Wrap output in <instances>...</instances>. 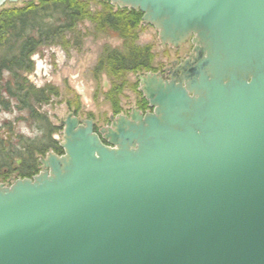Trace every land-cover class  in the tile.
Returning <instances> with one entry per match:
<instances>
[{"label":"water","instance_id":"1","mask_svg":"<svg viewBox=\"0 0 264 264\" xmlns=\"http://www.w3.org/2000/svg\"><path fill=\"white\" fill-rule=\"evenodd\" d=\"M106 1L192 54L138 76L152 113L69 114L63 155L0 185V264H264V0Z\"/></svg>","mask_w":264,"mask_h":264},{"label":"trees","instance_id":"2","mask_svg":"<svg viewBox=\"0 0 264 264\" xmlns=\"http://www.w3.org/2000/svg\"><path fill=\"white\" fill-rule=\"evenodd\" d=\"M92 1V0H91ZM90 0H38L22 3L21 8L0 10V80H8L0 94L15 103L18 111L26 112L31 124L42 134L38 141H30L24 151H0V181L16 175L20 179H31L38 174L39 158L47 153L61 156L59 142L52 139L61 128L52 127L38 108L57 99L58 90L50 85L36 89L28 83L26 75L33 71L32 56L41 48L62 47L66 50L70 42L79 46L81 40L77 28L88 22L93 36H113L122 41L121 48L104 47L92 77L105 75L111 81V89L105 98L114 114L120 111L118 97L125 87L128 75H142L156 70L152 68L151 47L137 45L138 28L142 15L129 9L113 10L107 1L92 9ZM4 111H10L8 102L0 103ZM148 108L141 100L140 110ZM9 145V144H8ZM21 166L14 169L13 159Z\"/></svg>","mask_w":264,"mask_h":264},{"label":"rangeland","instance_id":"3","mask_svg":"<svg viewBox=\"0 0 264 264\" xmlns=\"http://www.w3.org/2000/svg\"><path fill=\"white\" fill-rule=\"evenodd\" d=\"M82 1V0H81ZM91 1V0H90ZM31 2L37 3L38 0ZM100 0H92V9L99 8ZM24 5H5L0 10L21 8ZM113 10L119 8L112 6ZM1 12V11H0ZM80 33V45L74 46L70 42L69 47L64 50L62 47H43L38 53L32 56L34 67L30 74L25 77L29 84L36 89L46 85L55 87L58 90V98L52 99L46 106L38 108L39 114L47 118L48 123L55 128H61V121L69 114H72L79 121H92L95 133L110 128V118L115 117L110 103L105 95L111 89V81L105 76L92 77V70L95 67L104 47L111 49L121 48L122 41L113 36H93L90 23L85 22L77 28ZM137 45L140 47H151L153 58L152 68L155 72L151 74H163L169 69L173 62L184 59L190 53L191 45L185 43L177 49L168 45L161 46L158 32L149 25L140 23L138 28ZM8 80L6 75L0 80V92ZM125 87L118 97L120 111L117 115L126 116L133 110L141 111V100L144 99L139 90L136 75H128L125 79ZM8 102L10 111H4L0 107V151H24L23 148L28 142L39 141L42 134L32 125L26 112L18 111L13 101H9L6 95L0 94V103ZM147 109V108H146ZM61 131L52 137L57 142H62ZM9 144V145H8ZM19 162V164H17ZM21 166L19 159H13L14 169ZM38 172L42 170L41 165ZM18 178L10 176L0 185L10 186Z\"/></svg>","mask_w":264,"mask_h":264},{"label":"flooded vegetation","instance_id":"4","mask_svg":"<svg viewBox=\"0 0 264 264\" xmlns=\"http://www.w3.org/2000/svg\"><path fill=\"white\" fill-rule=\"evenodd\" d=\"M188 55H189V54H188ZM188 55H186V56L184 57V59H185ZM178 62H179V61H178ZM173 63H174V62H173ZM173 63L171 64V66H170L169 69L165 70V72H163V74H161L162 77H163L164 79H166V80H168V79L171 78V74H174Z\"/></svg>","mask_w":264,"mask_h":264}]
</instances>
